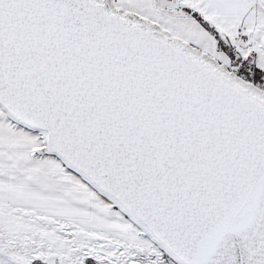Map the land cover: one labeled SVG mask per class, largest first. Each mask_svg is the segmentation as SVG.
<instances>
[{
    "label": "snow or ice",
    "instance_id": "snow-or-ice-1",
    "mask_svg": "<svg viewBox=\"0 0 264 264\" xmlns=\"http://www.w3.org/2000/svg\"><path fill=\"white\" fill-rule=\"evenodd\" d=\"M0 264H264V0H0Z\"/></svg>",
    "mask_w": 264,
    "mask_h": 264
}]
</instances>
